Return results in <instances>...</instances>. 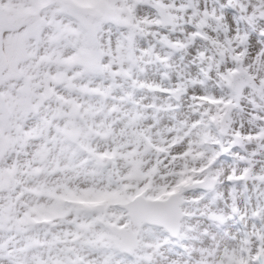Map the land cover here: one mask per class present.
Listing matches in <instances>:
<instances>
[{
  "label": "snow or ice",
  "instance_id": "1",
  "mask_svg": "<svg viewBox=\"0 0 264 264\" xmlns=\"http://www.w3.org/2000/svg\"><path fill=\"white\" fill-rule=\"evenodd\" d=\"M0 264H264V0H0Z\"/></svg>",
  "mask_w": 264,
  "mask_h": 264
}]
</instances>
